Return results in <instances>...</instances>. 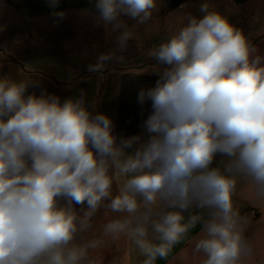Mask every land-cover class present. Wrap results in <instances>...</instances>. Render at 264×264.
I'll return each instance as SVG.
<instances>
[{
    "label": "clouds",
    "instance_id": "obj_1",
    "mask_svg": "<svg viewBox=\"0 0 264 264\" xmlns=\"http://www.w3.org/2000/svg\"><path fill=\"white\" fill-rule=\"evenodd\" d=\"M94 7L123 52L132 32L121 16L143 24L157 0ZM199 10L202 17L187 15L149 52L163 67L155 85L138 92L139 104L151 101L146 140L118 137L113 120L93 114L83 94L61 102L26 94L25 80L0 78V264H82L95 242L80 245L77 234L104 201L124 214L105 232L129 236L143 264L167 257L199 222L202 264H262L233 198L242 177L264 202V56L209 3ZM113 58L100 54L90 71ZM217 154L228 158L223 169L211 167ZM117 177L123 182L113 196ZM76 205L86 206L83 216ZM194 207L208 218L190 213Z\"/></svg>",
    "mask_w": 264,
    "mask_h": 264
},
{
    "label": "rangeland",
    "instance_id": "obj_2",
    "mask_svg": "<svg viewBox=\"0 0 264 264\" xmlns=\"http://www.w3.org/2000/svg\"><path fill=\"white\" fill-rule=\"evenodd\" d=\"M199 9L187 8L179 16L168 15L162 21H125L132 37L123 52L118 51V32L98 21L50 20L27 14L0 20V78L25 80L29 84L26 94L46 92L60 97L61 102L83 94L93 114L104 113L113 120L118 137L141 134L146 140L142 123L152 111L151 101L139 104L138 92L154 86L163 67L158 69L149 52L167 39L175 26L186 23L187 15L202 17ZM210 9L216 10L214 6ZM218 11L242 32L248 25L231 18L227 8ZM108 53L119 59L106 61L99 71H90L99 55ZM122 182L123 178L114 180L113 196ZM75 208L80 211L81 206Z\"/></svg>",
    "mask_w": 264,
    "mask_h": 264
},
{
    "label": "crops",
    "instance_id": "obj_3",
    "mask_svg": "<svg viewBox=\"0 0 264 264\" xmlns=\"http://www.w3.org/2000/svg\"><path fill=\"white\" fill-rule=\"evenodd\" d=\"M95 2L96 0H59L58 7H52L49 0H0V20L9 21L14 17L19 19L27 14L50 20L82 21L86 18L97 21ZM205 2L214 6L217 11L227 8L231 18L246 22L248 25L243 26V33L247 34L251 43L257 48L256 54L264 56V0H157V7L148 21H162L172 14L179 16L187 8H200ZM121 19L136 22L127 16H121ZM227 160L226 156L217 154L211 167L219 166L223 169ZM233 202L239 212L246 207L257 210V219L248 224L245 234L255 245L256 259L264 264V202L252 198L248 182L242 177L238 178ZM108 203L109 201L102 202L90 218V226L84 232L77 234L76 243L80 245L95 242L94 247L88 248L86 259L82 264H143L145 257L129 236L123 233L113 235L105 232L107 223L124 215L112 212L106 207ZM85 207L80 211L76 209L80 216L87 211ZM190 213H202L204 219L208 218V210L194 207ZM190 213H184L186 219ZM202 235L203 223L199 222L172 247L167 257H158L154 264H202L203 254L195 251V244Z\"/></svg>",
    "mask_w": 264,
    "mask_h": 264
},
{
    "label": "built area",
    "instance_id": "obj_4",
    "mask_svg": "<svg viewBox=\"0 0 264 264\" xmlns=\"http://www.w3.org/2000/svg\"><path fill=\"white\" fill-rule=\"evenodd\" d=\"M241 215L247 216L250 220V223L254 222L257 219L258 213L257 210L252 207H246L241 209Z\"/></svg>",
    "mask_w": 264,
    "mask_h": 264
}]
</instances>
